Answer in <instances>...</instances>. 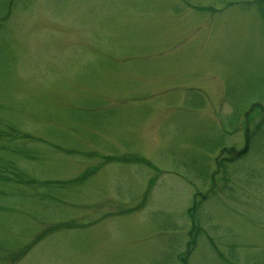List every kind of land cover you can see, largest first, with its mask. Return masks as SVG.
Masks as SVG:
<instances>
[{"label": "rangeland", "instance_id": "obj_1", "mask_svg": "<svg viewBox=\"0 0 264 264\" xmlns=\"http://www.w3.org/2000/svg\"><path fill=\"white\" fill-rule=\"evenodd\" d=\"M255 1L0 0V264H264Z\"/></svg>", "mask_w": 264, "mask_h": 264}, {"label": "flooded vegetation", "instance_id": "obj_2", "mask_svg": "<svg viewBox=\"0 0 264 264\" xmlns=\"http://www.w3.org/2000/svg\"><path fill=\"white\" fill-rule=\"evenodd\" d=\"M255 2H258L259 4H261L262 7L264 8V0H256Z\"/></svg>", "mask_w": 264, "mask_h": 264}, {"label": "trees", "instance_id": "obj_3", "mask_svg": "<svg viewBox=\"0 0 264 264\" xmlns=\"http://www.w3.org/2000/svg\"><path fill=\"white\" fill-rule=\"evenodd\" d=\"M248 144H249V140H248ZM248 151V150H245V152ZM243 153V152H242Z\"/></svg>", "mask_w": 264, "mask_h": 264}]
</instances>
